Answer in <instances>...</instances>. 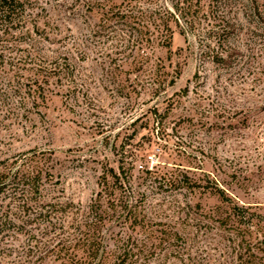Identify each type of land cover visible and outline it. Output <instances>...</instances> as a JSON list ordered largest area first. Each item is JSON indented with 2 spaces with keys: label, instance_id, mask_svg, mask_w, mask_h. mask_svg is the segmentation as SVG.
I'll return each instance as SVG.
<instances>
[{
  "label": "rangeland",
  "instance_id": "rangeland-1",
  "mask_svg": "<svg viewBox=\"0 0 264 264\" xmlns=\"http://www.w3.org/2000/svg\"><path fill=\"white\" fill-rule=\"evenodd\" d=\"M92 1L28 0L11 24L0 26L1 157L42 153L44 207L71 205L44 221V260L37 264H89L73 245L61 253L45 250L61 233L68 243L77 241L79 232L69 225L96 199L102 172L122 163H131V179L116 197L139 202L140 223L104 224L103 264L116 262V241L128 253L124 264H264L262 1L259 17L245 16V0L230 12L236 31L214 50L225 63L202 54L200 33L184 36L173 25L168 50L152 37L139 51L137 33L108 31ZM63 54L73 69L45 76ZM36 71L46 78L40 82L44 100L33 104L27 92L36 86L25 85ZM15 85L25 91L23 108L3 101ZM154 167L178 178L186 174L199 188L142 184L144 171ZM236 206L244 209L241 224L232 216ZM249 220L251 226L244 223ZM27 230L0 235V264H26L17 263V255L39 231ZM239 230L249 235L241 243L246 252L236 246Z\"/></svg>",
  "mask_w": 264,
  "mask_h": 264
},
{
  "label": "trees",
  "instance_id": "trees-1",
  "mask_svg": "<svg viewBox=\"0 0 264 264\" xmlns=\"http://www.w3.org/2000/svg\"><path fill=\"white\" fill-rule=\"evenodd\" d=\"M28 0H0V26H7L14 21L19 9H21ZM239 0H94L91 6L100 9L102 19L105 21L107 30L111 33L125 31L126 33H137L135 45L140 51L143 45H149L151 38L158 39V46L161 48H170V37L172 33L171 25L179 30L181 35L186 33L198 34L195 39L204 56L211 58L214 63H225L227 60L222 54L215 52V48L222 46L228 36L236 31V22L229 19V14L236 6ZM246 12L248 19L259 17L260 13L257 7V0H245ZM264 5V0H261ZM264 21V19H263ZM5 23V24H3ZM111 26V29H110ZM137 50V51H138ZM233 54H239V51H233ZM146 57V55H145ZM227 58V56H226ZM229 60L232 58L228 56ZM60 60V62H59ZM26 63V61H23ZM31 62V59H30ZM49 63L47 77L51 75L61 74L64 70L71 67L68 56L62 55L58 60ZM52 66V67H51ZM39 70L43 68L39 67ZM39 73V74H38ZM37 71L31 74L25 86L35 85L36 88L28 90V96L32 97V103L36 104L37 100H44L40 82H44V74ZM17 84H19L17 82ZM12 86V85H11ZM9 98L4 96L5 105L10 108L19 105L26 106L25 98H21V87H11ZM14 103H10L12 101ZM35 101V102H34ZM17 104V105H16ZM5 114H8L7 108L4 106ZM161 132V131H160ZM159 139H163L162 137ZM166 142V140H164ZM40 156L42 153L27 152L25 154H16L11 158L2 159L0 153V235L4 236V232L11 230L17 233L28 234L27 229L33 227L39 231L29 234L27 237V247L22 249L20 255H17V263L37 264L44 260V243L40 240L44 239V221L51 219L52 214L67 212L70 204L67 203H50L44 207V199L42 198L44 181L43 161ZM130 164L124 166L123 163L118 166L117 170L107 169L102 172L98 181L99 191L96 193V199L90 203L86 211H82L79 220L73 221L69 228L77 230V241L73 244L63 238V234L54 237L46 247V254L52 253L55 249L58 252H64L66 245L68 247L82 248L85 252V259L89 264H103L98 258L100 251L104 252L102 247L103 238L100 236V230L105 223L113 222L116 225L133 226L139 225L137 209L139 202L134 203L128 201L129 197H116V190H128L129 181L131 179ZM163 167H154V170L144 171L142 184L147 182L156 185L157 189H165L170 191H193L199 188L197 183L190 180L186 174L174 176L168 175L167 169ZM168 175V176H167ZM222 193L221 190H218ZM44 198V197H43ZM46 209V210H44ZM244 209L236 206L232 213L233 218L238 219V224L243 223L242 214ZM240 213V214H239ZM252 220V218L250 219ZM244 222L251 226V221ZM235 222V221H234ZM75 224V227L74 225ZM57 228L60 232L64 231L65 226ZM56 230L55 225H51L49 232ZM240 240L236 244L239 250H245L243 243L244 235L247 231L239 230ZM47 234V233H46ZM49 234V233H48ZM62 237H61V236ZM34 244H33V243ZM261 244L263 242H260ZM39 244V245H38ZM119 241L113 243L116 262L113 264H124L128 257L127 251L117 245ZM246 245V243H245ZM40 246V247H38ZM122 251V252H121ZM239 252V251H238ZM240 254L237 258L241 261ZM101 253V254H102ZM65 254V253H64ZM115 255V254H114ZM252 257V256H251ZM16 263V262H15Z\"/></svg>",
  "mask_w": 264,
  "mask_h": 264
}]
</instances>
